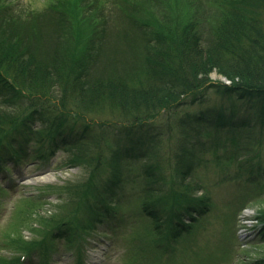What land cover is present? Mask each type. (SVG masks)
I'll return each instance as SVG.
<instances>
[{"label":"trees","instance_id":"trees-1","mask_svg":"<svg viewBox=\"0 0 264 264\" xmlns=\"http://www.w3.org/2000/svg\"><path fill=\"white\" fill-rule=\"evenodd\" d=\"M181 1L184 5L171 0H156L153 5L154 0H145L139 11L136 8V16L129 20L132 26H137L139 48L144 51L140 55L133 52L132 60L121 61V64L113 63L106 56L101 41L95 39V33L92 36L94 26L86 27L90 35L87 40L83 39L78 30L81 26L78 21L80 0L73 5L72 19L65 21L62 18L59 25L53 18L45 25V15H34L30 11H23V16L17 15L14 19L11 13L4 14L3 17H8L0 18V155H10L14 161L21 157L15 148L32 129L35 118L47 115L41 103V99L47 98L58 100L62 107L59 112L64 113L63 122L51 123L55 134L50 135V154L61 141L60 144L71 148L82 144L68 142L74 132L72 127L66 132L63 130L71 117L63 109L70 103L81 115L80 118L73 116L75 119L86 115L96 120L102 117L116 120V124L108 126L118 144L111 154V164L115 168L122 159L137 155L142 149H146V154L149 147L154 148L155 144L150 141L155 136L152 138L150 131L148 136L143 130L146 123L162 112L181 107L196 105L200 108L185 113L178 120L180 136L193 137L191 132H195L194 143L204 133L224 129L248 127L264 133V20L260 15L264 11V0H218L216 5L210 4L214 11L200 6L206 10L202 14L198 13V2ZM4 8L7 6L0 4V15ZM26 16L32 24L31 32H39L35 39L42 40L43 37L51 42L56 38L51 59L46 60L40 53L29 51ZM39 19H42V27L37 24ZM202 24H206V29ZM202 37L206 38L202 40ZM59 45L60 51L57 50ZM213 73L225 78L229 84L219 79L213 81ZM213 95L217 97L214 102L211 100ZM93 122H86L85 128L95 126ZM104 132L106 130L98 131L102 136ZM144 138L148 141L139 140ZM89 152L86 145L81 147L72 154L69 167L94 162L86 157ZM155 154L154 151L152 156ZM3 159L0 158V165L7 168ZM146 164L143 168L148 187L144 189L140 212L150 221L145 227L150 239L139 248L143 255L161 252L169 241L175 242L189 235L193 225L210 208L208 197L197 196V192L192 191L193 185L185 178L191 163H184V171H179L180 188L171 187L169 191L164 188L154 162ZM237 168L235 177L246 176V183L264 179V160L257 157L243 165L238 164ZM113 173L108 180V195L105 188L99 190L95 186L96 201L89 207L94 220L108 215L109 205L105 201L112 198L110 192L119 182V174ZM254 220V240L262 242L251 247L255 249L253 252L242 251L243 257L248 258L245 264H264V204L255 213ZM23 221H26V215ZM62 221L61 218L54 219L53 226L57 231ZM55 236L69 242L67 232ZM237 241L235 238L234 242ZM16 244L23 245V254L36 247L21 238Z\"/></svg>","mask_w":264,"mask_h":264},{"label":"rangeland","instance_id":"rangeland-1","mask_svg":"<svg viewBox=\"0 0 264 264\" xmlns=\"http://www.w3.org/2000/svg\"><path fill=\"white\" fill-rule=\"evenodd\" d=\"M76 1L0 0V4L7 6L0 18H7L4 14L11 13L14 19L17 15L23 16V11H30L34 15H45V25L52 18L59 25L62 18L65 21L72 19ZM171 1L184 5L181 0ZM192 1L198 2L200 14L206 10L214 11L210 4L218 3V0ZM141 3L145 0H80L78 21L81 26L78 30L87 40L90 32L86 27L94 26L92 36L95 33V39L101 41L102 50L110 61L117 64L131 61L133 52L140 55L144 51L139 48L137 26H132L129 20L136 16V8L139 11ZM260 15L264 20V11ZM205 18L209 16L205 15ZM26 19L29 51L40 53L46 60L51 59L56 38L51 42L43 37L42 40L35 39L39 32H31L32 24L27 16ZM41 20L37 22L39 27H42ZM211 97L213 102L217 99L215 95ZM41 103L47 115L42 117L43 120L35 118L32 129L16 146L21 157L14 161L10 155H0L7 165V168L0 165V264H14L21 255L26 257L20 264H240L242 261L245 264L248 258L243 257L242 251L253 252L255 249L251 247L262 242L254 240L252 219L264 204V179L246 183V176L237 179L235 175L238 164L243 165L256 157L264 160V133L248 127L224 129L204 133L194 143L195 132H191L193 137L180 136L178 120L185 113L200 108L196 105L181 107L162 112L146 123L143 130L148 136L149 131L152 138L155 136L150 141L155 144L154 148L149 147L146 154V149H142V153L122 159L115 168L111 164V154L118 144L108 126L116 124V120L104 117L96 120L86 115L75 119L73 116L80 118L81 115L67 103L63 110L71 117L63 130L66 132L72 127L74 132L68 142L82 144L65 147L60 140L51 155L52 150H48L52 141L50 135L55 134L51 123L63 122L64 113L59 112L62 107L55 98L41 99ZM90 121H94L95 126L86 129L85 123ZM99 130H106L104 136L98 133ZM139 140L148 141L147 138ZM130 142L134 146V142ZM85 145L90 149L86 157L95 161L69 167L72 154ZM154 150L156 156H152ZM149 161L157 166V174L168 191L171 187L180 188L179 171H184V163H191L185 178L193 185L192 191L197 192V196L208 197L210 208L193 225L189 235L175 242L169 241L161 252L143 255L139 248L150 239L145 232L150 221L140 208L144 189L148 187L143 167ZM113 172L119 174V182L110 192L112 198L105 201L109 205L108 215L94 220L89 207L96 201V187L99 190L105 188L108 195V180L113 177ZM50 186L54 189L50 190ZM25 215L26 221H23ZM60 218L64 221L57 231L53 221ZM62 232H67L69 242L55 236ZM237 237L238 242H234ZM19 238L26 244H36V247L23 254V245L16 244Z\"/></svg>","mask_w":264,"mask_h":264},{"label":"water","instance_id":"water-1","mask_svg":"<svg viewBox=\"0 0 264 264\" xmlns=\"http://www.w3.org/2000/svg\"><path fill=\"white\" fill-rule=\"evenodd\" d=\"M223 81H224V79L223 78H221Z\"/></svg>","mask_w":264,"mask_h":264}]
</instances>
